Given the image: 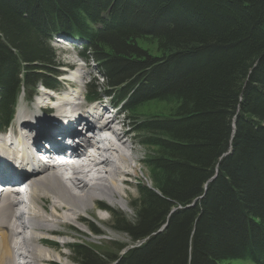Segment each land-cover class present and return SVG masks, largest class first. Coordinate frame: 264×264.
Listing matches in <instances>:
<instances>
[{
  "label": "trees",
  "instance_id": "obj_1",
  "mask_svg": "<svg viewBox=\"0 0 264 264\" xmlns=\"http://www.w3.org/2000/svg\"><path fill=\"white\" fill-rule=\"evenodd\" d=\"M55 34L98 66L89 98L154 110L133 117L151 182L133 215L99 203L130 243L73 241L72 260L264 264V0H0V129L22 87L57 85Z\"/></svg>",
  "mask_w": 264,
  "mask_h": 264
},
{
  "label": "bare ground",
  "instance_id": "obj_2",
  "mask_svg": "<svg viewBox=\"0 0 264 264\" xmlns=\"http://www.w3.org/2000/svg\"><path fill=\"white\" fill-rule=\"evenodd\" d=\"M78 71L79 77L82 78L86 72L84 66H80ZM61 89L66 92L68 97L61 96L56 99L54 101V109L62 111V108L68 105L69 108L65 112V114L70 112L67 115L68 117L74 116L76 112L81 114L78 112V108L81 106V102L78 100L82 98V93L76 88L75 81L68 82ZM70 97L73 99L72 102H69L71 100ZM39 104L42 105L41 103ZM39 104L37 106H40ZM29 109L33 110L30 104H27V111ZM93 109L92 114L99 119L103 118L104 113L110 112L107 105L103 103L94 106ZM27 111L20 110L19 112L20 117L23 118V125L30 124L31 117L36 116L35 110V114L33 113L32 115L26 114ZM119 111L117 110L116 113L118 112L119 114ZM38 124L40 133L47 138H52L50 134L52 126L49 123L39 122ZM118 124L121 125L123 122H118ZM123 126L117 133H113L118 140V145L111 144L110 153L112 157H103L98 160L96 156L98 155L97 148L93 145L87 146L84 148V152L80 153L76 166H71L73 176L69 179L52 177L49 163L33 168L29 178L31 185L29 194L30 213L27 215L29 226H23L22 231L17 229L19 224V215L15 212L17 193L12 191L0 196V264H15V262L16 264H21L20 258L22 255L15 252L12 241L16 235L22 234L25 230L28 232L26 254L23 255V258L26 259V264H63L56 259L57 256L51 254V251L43 250L36 246L38 244L40 247L55 248L57 245L44 242V240L40 239L42 236H34L33 234L35 232L43 233V231L57 234V232L53 233L55 231L54 224L67 218L69 220L78 218L79 212L87 210L90 202L97 203V207L100 206L99 202L96 201L97 196L104 197L109 202L116 201L119 203H121L120 199L126 198L127 192L122 185L126 184L124 181L126 176H129V174L135 176L136 170L131 165L132 158L126 152L129 150L133 152L134 150ZM12 137H17V130L14 128L11 129L9 136L0 137V158H6L5 161L1 162L0 170L7 177H14L16 172L12 166L5 164L6 161L14 159L15 151L11 143ZM16 163L18 166H22L20 161L17 160ZM85 174L87 175L86 179L91 178L93 181L87 183L84 180ZM48 206L51 208L50 210L47 209ZM66 211H69L71 215L75 214V217L69 218Z\"/></svg>",
  "mask_w": 264,
  "mask_h": 264
},
{
  "label": "rangeland",
  "instance_id": "obj_3",
  "mask_svg": "<svg viewBox=\"0 0 264 264\" xmlns=\"http://www.w3.org/2000/svg\"><path fill=\"white\" fill-rule=\"evenodd\" d=\"M68 45H70V48L65 49L66 50L65 56H66V54H67V56L75 54L77 52V47L79 44L76 42H74V43L70 42V43H68ZM51 46L56 50H58V48L60 47L58 42H56L54 40L51 42ZM57 52H58V54H62L61 50L60 51L58 50ZM70 58L73 59V57L69 56V59ZM84 63H85L84 64V70L86 72L82 78L83 84L87 83V82H93L94 85H97L100 88H103L105 83H104V81H102L101 76L97 73L96 67L91 62L84 61ZM65 86H66L65 84L60 83L59 87L61 88V87H65ZM37 91H40L39 88L37 89ZM81 92L84 94L85 87L83 89H81ZM34 93L36 94V91ZM79 100H80V98H79ZM108 100H109V98L102 99L104 104H106L108 102ZM79 102H81V101H79ZM26 104H30V106L32 108H35L36 104L34 101V95L31 98V101H28V102H26V98L23 97V95L20 97L18 105H20V106L23 105V108L21 109L22 111L23 110H25V112L27 111V105ZM81 104H82V102H81ZM28 111L26 114L32 115L34 113V111H32V109H29ZM153 111L154 110L150 106H148L147 108H138L134 112L124 111L123 107H122V110L118 116H119V119H121V121L123 122V124H124V126L122 125L123 129L127 132L128 137L131 140V145L133 146L134 151L132 152V155L130 154V151H126V152L128 153V156L130 158H132L131 165L135 167L134 169L136 170V174H135V176L129 174V176L125 177L126 178L125 179L126 184H123L122 187L127 192V196H126V198L120 199L121 203L116 202V201L109 202L108 199L101 197V196H97V198H96L97 200L100 199L102 201L99 203H104L105 205L109 206L110 208L119 209L120 211L124 212L126 215H129V216L133 215L132 210L130 208V203H131L132 199H134L137 196V191H136L135 185L138 182H143L146 185L151 184L148 169L146 168V166L144 164V159L147 157L148 150L146 149V147L144 145L140 144L139 134L133 130L134 122H135V119L133 117H138V119H140V118H143V116L140 113L152 114ZM116 114H118V112ZM34 117H36V116H34ZM116 118H117V116H116ZM121 121H119V123H121ZM13 123L14 122H11V124H13ZM135 160H138V161H135ZM39 204H41V203H39ZM96 204L97 203H91V202L88 203V205H89L87 207L88 209L85 211H80L78 218H76L74 220H69L67 218L68 220L65 219L63 221H60L57 224H54L55 231L53 233L57 232V234L47 235L46 234L47 232H44V231H43V233L42 232H35L33 234L34 236L48 237L52 243L57 245V247L45 248L44 246L40 247L38 244L36 246L38 248L43 249V250L51 251V254H53V256H57L56 259H58L63 264H76L71 258L70 250L67 248V244H69L73 241L83 240V241H86V242L96 246L100 250H104L105 248H108L110 243L113 241L119 242V243L129 244L130 240L126 234L114 231V230L107 228L103 225L105 223L111 222L112 216L108 212L101 210V209H98ZM47 209L50 210L51 208L48 206ZM66 213L68 214L69 218L75 217L74 216L75 214L71 215L69 211H66ZM101 215H103V216H101ZM87 220L88 221L89 220L96 221L100 231L102 232L101 233L102 235L101 234L97 235V236L92 235L87 228V225L85 222ZM48 232H50V231H48ZM58 234H60V235H58ZM13 258H14V256H13ZM231 263L232 264H250L249 261H246V260H232ZM15 264H16V262H15Z\"/></svg>",
  "mask_w": 264,
  "mask_h": 264
}]
</instances>
